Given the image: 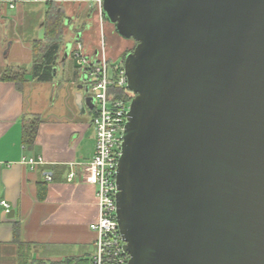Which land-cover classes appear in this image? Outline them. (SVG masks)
Listing matches in <instances>:
<instances>
[{
    "label": "water",
    "instance_id": "95a60500",
    "mask_svg": "<svg viewBox=\"0 0 264 264\" xmlns=\"http://www.w3.org/2000/svg\"><path fill=\"white\" fill-rule=\"evenodd\" d=\"M102 14L137 42L117 171L128 264H264V0H104Z\"/></svg>",
    "mask_w": 264,
    "mask_h": 264
},
{
    "label": "crops",
    "instance_id": "0c3cea01",
    "mask_svg": "<svg viewBox=\"0 0 264 264\" xmlns=\"http://www.w3.org/2000/svg\"><path fill=\"white\" fill-rule=\"evenodd\" d=\"M64 1L0 0V264H22L23 258L28 262L64 263L90 259L96 250L97 235L90 228L98 217L95 186L85 179L80 165L93 158L96 136L91 107L86 106L84 112L76 103V95L82 91L79 86L85 85V73L80 69L69 82L64 74L59 76L57 65L48 101L59 99V103L50 110L43 109L41 98L34 94V85L40 81L32 71V43L45 38L48 11L52 13L54 5ZM35 3L47 8L37 7V18L43 22L38 31H30L28 20ZM98 51V46H86L84 52L96 57ZM9 59L16 61L15 65ZM9 69H25V81L20 85L1 79ZM34 120L38 132L35 141L26 144L24 123ZM40 157L45 163L36 168L22 162ZM71 169L77 172L73 182L67 180ZM2 201L10 204L9 212Z\"/></svg>",
    "mask_w": 264,
    "mask_h": 264
},
{
    "label": "built area",
    "instance_id": "2783aa9c",
    "mask_svg": "<svg viewBox=\"0 0 264 264\" xmlns=\"http://www.w3.org/2000/svg\"><path fill=\"white\" fill-rule=\"evenodd\" d=\"M91 1L99 7L103 20L104 0ZM70 55L80 61L81 70L85 73L84 86L89 88L87 94L94 100L91 109L96 133L95 153L89 162L80 163L85 179L95 186L97 198L98 217L90 225L97 235L92 264H128L130 255L124 249L125 242L117 218V171L122 156L125 124L135 93L128 87L124 64L111 68V59L104 46L93 57L84 52L81 42L76 41L72 44ZM22 162L32 168L45 163L41 157L24 158ZM76 176L77 172L71 169L67 180L73 182ZM47 180L51 181L53 177L47 176ZM2 204L9 212L10 204L6 201H2Z\"/></svg>",
    "mask_w": 264,
    "mask_h": 264
},
{
    "label": "rangeland",
    "instance_id": "374dc122",
    "mask_svg": "<svg viewBox=\"0 0 264 264\" xmlns=\"http://www.w3.org/2000/svg\"><path fill=\"white\" fill-rule=\"evenodd\" d=\"M61 4L54 5L52 9V13L50 15H54L57 13L58 9L62 10V14L64 16V26L63 33L61 36V50L58 56V65H60L59 76L64 74L63 77L65 80L73 81L75 80L76 67L79 65V60L73 58L70 55L65 61L62 60L64 49L68 43H75L76 41L81 42L83 44V49L85 51V47H94L98 46L99 48L104 46V50L109 59L113 60L111 63L113 65H118L124 58V55L129 53L128 51H133L134 41L131 39H124L119 36L115 30V26L108 22L107 20L101 18V12L99 7H97L94 2L91 0H65L64 2H60ZM36 8L31 11V20H28L29 25L31 26L30 31L33 29L35 31L39 30L40 23L37 18L39 9L37 7L47 8L45 4L35 3ZM47 18V17H46ZM70 24L66 25V22ZM92 25H89V23ZM84 24L85 28H81V30H77V24ZM92 26V28H91ZM14 29V28H13ZM13 29L10 30L9 34L12 36ZM21 32V29H18V33ZM78 32H82V39L78 40L76 35ZM86 45V46H85ZM2 56H5L4 52H1ZM98 54V52H96ZM7 59V58H4ZM10 62L15 65L14 60L9 59ZM64 62L63 64H61ZM25 66H27L25 64ZM111 68L112 64H110ZM59 71V69H58ZM78 79V78H77ZM80 79H78L79 81ZM50 82H36L34 85V94L37 99L42 102V107L45 110H50L55 102L59 103V99L54 100V102H49L50 99ZM80 85V84H78ZM127 94H130L127 92ZM95 131V130H93ZM96 136V133L94 134Z\"/></svg>",
    "mask_w": 264,
    "mask_h": 264
},
{
    "label": "trees",
    "instance_id": "16d2710c",
    "mask_svg": "<svg viewBox=\"0 0 264 264\" xmlns=\"http://www.w3.org/2000/svg\"><path fill=\"white\" fill-rule=\"evenodd\" d=\"M48 11L47 18L45 19L44 26L46 27L45 38L42 40H35L32 43L33 54H34V64H33V75L40 82H52L55 79V71H57L58 56L61 50V36L63 33L64 26V16L62 12L56 14H49ZM105 19V18H104ZM106 20V19H105ZM70 24V20H69ZM85 28L84 24H77L76 29L81 30ZM129 53L131 52L128 51ZM127 53L124 55L123 60L118 65H113L115 69L124 64V60ZM113 61V60H111ZM81 67H76V75L79 74ZM26 70L21 69L19 71H14L9 69L6 71L1 79L3 80H14L18 84H22L25 81ZM38 132L37 122L34 120L32 123L29 121L24 123V133L23 140L26 144H32L35 141ZM22 264H92V258L88 259H68L64 263H44V262H28L26 258L22 259Z\"/></svg>",
    "mask_w": 264,
    "mask_h": 264
},
{
    "label": "flooded vegetation",
    "instance_id": "af4514ba",
    "mask_svg": "<svg viewBox=\"0 0 264 264\" xmlns=\"http://www.w3.org/2000/svg\"><path fill=\"white\" fill-rule=\"evenodd\" d=\"M60 12H62L61 9L58 11V13H60ZM82 34H83L82 32H78V33H77L76 37H77L78 40H81V39H82ZM131 40H133V39H131ZM133 41H134V47H133V50H134V48H135L137 42H136L135 40H133Z\"/></svg>",
    "mask_w": 264,
    "mask_h": 264
}]
</instances>
